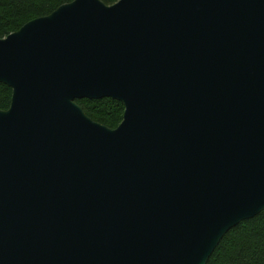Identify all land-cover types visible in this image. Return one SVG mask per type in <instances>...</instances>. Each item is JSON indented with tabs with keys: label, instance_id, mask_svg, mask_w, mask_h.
I'll use <instances>...</instances> for the list:
<instances>
[{
	"label": "water",
	"instance_id": "95a60500",
	"mask_svg": "<svg viewBox=\"0 0 264 264\" xmlns=\"http://www.w3.org/2000/svg\"><path fill=\"white\" fill-rule=\"evenodd\" d=\"M0 84V264H208L264 212V0H75L0 40Z\"/></svg>",
	"mask_w": 264,
	"mask_h": 264
},
{
	"label": "trees",
	"instance_id": "16d2710c",
	"mask_svg": "<svg viewBox=\"0 0 264 264\" xmlns=\"http://www.w3.org/2000/svg\"><path fill=\"white\" fill-rule=\"evenodd\" d=\"M75 0H0V40L18 32L29 22L44 18ZM113 6L120 0H101ZM11 90L0 85V110L11 106ZM78 105L93 121L112 130L123 122L125 108L112 99L80 100ZM208 264H264V212L231 230Z\"/></svg>",
	"mask_w": 264,
	"mask_h": 264
},
{
	"label": "flooded vegetation",
	"instance_id": "af4514ba",
	"mask_svg": "<svg viewBox=\"0 0 264 264\" xmlns=\"http://www.w3.org/2000/svg\"><path fill=\"white\" fill-rule=\"evenodd\" d=\"M0 85H2V84H0ZM5 86V85H4ZM7 87V86H6ZM10 89V88H9ZM11 90V92H12V94H13V91H12V89H10ZM12 101V100H11ZM9 110V109H8ZM8 110H6V111H8ZM1 111H4V110H1Z\"/></svg>",
	"mask_w": 264,
	"mask_h": 264
}]
</instances>
